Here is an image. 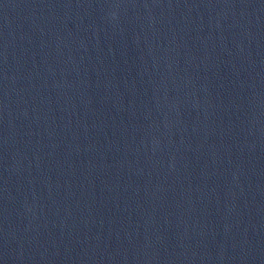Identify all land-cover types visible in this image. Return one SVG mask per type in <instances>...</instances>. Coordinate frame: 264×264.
<instances>
[{"label":"water","instance_id":"obj_1","mask_svg":"<svg viewBox=\"0 0 264 264\" xmlns=\"http://www.w3.org/2000/svg\"><path fill=\"white\" fill-rule=\"evenodd\" d=\"M0 264H264V0H0Z\"/></svg>","mask_w":264,"mask_h":264}]
</instances>
